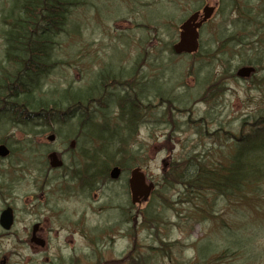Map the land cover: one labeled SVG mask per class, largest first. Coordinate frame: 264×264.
Instances as JSON below:
<instances>
[{
    "label": "rangeland",
    "instance_id": "obj_1",
    "mask_svg": "<svg viewBox=\"0 0 264 264\" xmlns=\"http://www.w3.org/2000/svg\"><path fill=\"white\" fill-rule=\"evenodd\" d=\"M85 1L87 4L71 9L70 20L77 26L72 35L57 39L54 54L64 64L53 70L49 77H42L37 88L43 92L42 98L54 101L59 99V91L70 84L76 91L84 92L100 79L116 85V80L123 75L130 89L141 90L140 96L145 99L136 102L134 107L136 116L130 125L131 135L126 139L125 157L129 161L125 167L130 168L126 172L140 167L147 180L155 183L156 189L149 201L133 205L128 188L124 193L118 186L108 185L80 194L79 188L65 178L55 184L56 187L62 184L56 194L58 201L54 203L51 199L49 204H57L63 211L64 222L77 216L95 228L110 229L104 259H94L95 264H264V182L259 184L255 193H247L245 199H239L209 189H198L197 184L191 189L183 182L184 178L180 179L187 162L190 163L186 166V176L189 177L196 172L193 171L196 162L225 160L232 153L233 139L230 137L238 134L242 119L249 116L251 122V116H256L261 106L264 110V69L250 78H237L238 71L248 64L243 63L244 57L235 54L238 52L236 47L231 53L235 58L230 57L229 64H221L220 56H207L224 41V38L218 40L223 30L228 28L229 33L235 30L229 26L234 15L231 8L222 0ZM206 5L216 6L217 11L201 30V57L194 58L197 54L175 56L172 46L178 41L180 25ZM251 7L252 16L260 15L262 20V24H252L251 31L257 34L253 40L261 36L264 41V0H251ZM229 12L231 18L227 17ZM5 44L0 33V63L5 60ZM199 60L205 71L214 73V80L219 77L216 86L215 83L203 85L200 82L202 77L196 75L201 68ZM134 66L132 80L125 78L124 72H131ZM221 73L224 78H220ZM108 91L116 96L120 92L125 95L124 87H109ZM156 91L164 94L154 93ZM181 95L185 105L170 100ZM110 109L115 116L113 123H117L118 108L112 106ZM81 123L83 119H73L66 126L57 128L60 136L57 144L61 148H55L57 152L70 149L71 140L65 141L76 136ZM37 128V131L27 129L24 134L13 131L5 120L0 123L3 130L0 138L5 139V135L11 134L12 140L33 138L36 141L25 147L31 151L27 156L34 169L28 182H37V187L34 183V186L22 187L19 193L15 192L19 198V202H16L18 198L14 201L19 208L18 235L27 224L23 214L25 197L43 192L42 189L38 191L43 176L35 167L43 169L44 161L38 165L40 157L33 151L46 148L47 145L40 143H49L47 137L51 132ZM94 138L96 143L103 141L97 135ZM118 138L109 136L108 143H117ZM11 145L16 151L20 150L16 143ZM112 148L116 154L113 160H120L122 154H118V144H113ZM108 151L111 153V148ZM80 158L81 155L76 156V162L79 163ZM62 160L66 164L73 162L66 157ZM122 162L125 163L126 159ZM105 166L101 167L102 171ZM52 177L50 174L48 179ZM129 177L130 174H126L127 180ZM66 181L70 190L65 189ZM46 191L45 197L49 198L50 188ZM118 194L119 219L112 204V197ZM3 202L0 197V204ZM154 215L156 220H153ZM115 222H119L118 227ZM41 259L28 243L0 231V264H43Z\"/></svg>",
    "mask_w": 264,
    "mask_h": 264
},
{
    "label": "trees",
    "instance_id": "obj_2",
    "mask_svg": "<svg viewBox=\"0 0 264 264\" xmlns=\"http://www.w3.org/2000/svg\"><path fill=\"white\" fill-rule=\"evenodd\" d=\"M81 1V2H80ZM4 0L0 1V33L5 39V60L0 63V113L6 108L13 110L18 116L22 110L25 115H32V112L46 113L51 109L60 110L63 118L71 117L77 108L86 110L91 103H97L105 106L104 102H108L111 93L104 91L110 82L97 80L94 86L88 88L87 96L82 91L73 92L72 86L68 85L67 89L61 93L63 101H50L37 99L34 94V79L49 72L57 61H50V54L56 49L58 42L55 41L56 34L64 33L66 39L72 35L77 26L71 22V9L87 4L85 0ZM231 8L234 15L228 13L227 17L231 18L230 27L235 28L229 33L223 30L218 36V40L224 41L221 45L216 46L217 49L209 51L207 56L212 58H220L221 64H229L232 49L237 48L236 55L244 57L243 63L248 65H257L264 69V41L262 37L253 39L257 34L253 33L252 24H262L261 16H252L253 8L251 0H222ZM228 26V27H229ZM248 27V29H247ZM251 28V29H250ZM75 32L74 34H77ZM261 48V49H260ZM214 51V52H213ZM201 52L197 57H201ZM255 56L254 59L252 57ZM192 57V56H191ZM223 57V58H222ZM235 58V57H234ZM61 62H58L60 64ZM200 67L197 70V76L203 77L201 80L204 84L215 83L217 85L219 77L214 80V73L204 70L203 64L199 60ZM64 64V61L62 62ZM230 66H228L229 68ZM195 64L193 71H195ZM135 66L130 71H125V78L132 80L135 72ZM110 76V75H108ZM220 78H224L221 73ZM117 79L116 75H113ZM121 77V78H120ZM124 76L120 75L116 80V85L125 88V96L119 98L120 110L119 119L125 121L123 125L117 128L116 137L118 144V154L125 152L127 149V136L131 135L133 122L134 107L136 102L139 103L145 98H141V90L135 91L130 89L129 83H125ZM264 79V76H263ZM221 81H223L221 79ZM149 83V82H148ZM31 87V90H30ZM20 91L25 96L18 97L16 94ZM78 92V93H77ZM154 93L164 94V92L156 91ZM13 95L15 98L13 99ZM176 99H170L173 102H179L185 105L184 96H176ZM164 98V97H161ZM174 98V97H172ZM164 104L170 105L166 100ZM171 107V106H170ZM30 108V109H29ZM107 108V106H105ZM109 109V108H107ZM257 115L249 116L242 119L238 134H233L230 155L225 157L223 161H211L206 159L202 162H196V168L186 176L185 172L180 175V179L184 178L191 189H209L220 192L227 197H238L244 199L251 193H255L260 183L264 182V110L261 106ZM112 134V133H111ZM219 139L218 136H216ZM223 154V152H221ZM127 162L129 161L126 158ZM174 173L172 169L171 174ZM204 191V190H203ZM233 191V194L232 192ZM250 197V196H249ZM249 199V198H248ZM153 220L157 217L152 216Z\"/></svg>",
    "mask_w": 264,
    "mask_h": 264
},
{
    "label": "flooded vegetation",
    "instance_id": "obj_3",
    "mask_svg": "<svg viewBox=\"0 0 264 264\" xmlns=\"http://www.w3.org/2000/svg\"><path fill=\"white\" fill-rule=\"evenodd\" d=\"M41 127L43 128V132H51L47 140L50 136H54L55 139L53 141L48 140L49 143H40V145H47L44 150L40 151L36 149L33 151L34 155L38 153L40 157L39 161H37L38 165L42 164V160L44 161V164H42L43 169L39 166L35 167L37 171H41L40 175L43 176V183L40 184L42 187H38V191L42 189L43 192L39 195H28L25 197L23 214L25 223L27 224L20 235L16 231L19 223V208L17 207V203H14L15 198H18L15 192L19 193L22 187L34 186L35 181L32 184L28 182V177H30L31 172H34V169L31 168L32 165L27 156V153L30 155L31 151L25 145H33L36 141L33 138L15 140L17 148L21 150L16 151L11 145V134L5 136L6 140L0 138V145L6 146L9 150L8 157L0 158V175H3L0 177V182H2L0 183V197L4 200L0 204V231L3 235H8L11 238L14 237L15 240L28 243L31 250L39 258H42L43 264H90V262L95 264L93 263L94 259H104L106 236L109 234L110 229L95 228L83 219H78L77 216L64 222L63 211L58 209L57 204L54 206L49 204L51 199H53L54 203L59 199L56 194L60 192L62 184L57 185V187L55 184L66 178L75 187L79 188L80 194L95 191L99 187H108V185L118 186L121 192L126 193L127 188H129V179L127 180L125 169L122 167L120 178L113 181L108 179L110 169L108 172L102 173L99 167L97 171L100 172H95L94 162L89 157L90 154L84 146L93 147L96 142L80 140L84 136L82 133L88 131L84 126H80V135L70 142V149L61 152L55 150V148H60L57 144L60 140L57 128ZM15 129L19 133L26 134L27 129L31 128L19 126L15 127ZM35 129L38 128L36 127ZM13 137L15 136L13 135ZM69 141L66 140L65 142L68 143ZM52 153H56L61 159L66 157L69 161L73 162L66 164L65 161L61 167L54 168L49 160V156ZM79 155H81V158L78 163L76 162V156ZM13 159L14 162L12 161ZM107 160L108 158H103V161ZM50 174L53 177L48 179ZM68 181H66V190L71 189ZM35 187H37V182L35 183ZM47 188H50L49 198L48 196L45 197L47 195ZM87 197H89V193ZM116 200L120 201L119 194L117 197H112V201H114L112 204L117 212L116 218L119 219V210L121 208L116 206ZM31 201H34V203H31ZM16 202H19V198ZM7 210H11L10 213L13 217V225L9 230H5L1 225V217ZM115 223L118 227L119 222ZM56 224L59 226L57 227ZM64 231L65 237H63Z\"/></svg>",
    "mask_w": 264,
    "mask_h": 264
},
{
    "label": "bare ground",
    "instance_id": "obj_4",
    "mask_svg": "<svg viewBox=\"0 0 264 264\" xmlns=\"http://www.w3.org/2000/svg\"><path fill=\"white\" fill-rule=\"evenodd\" d=\"M64 39L65 35L64 33H58L56 34L55 41H57L58 38ZM55 50L51 52L49 58L51 62L57 61V64H55L52 69L49 72H45V74L41 75L40 77H35L34 79V89L33 92L37 96V99L42 98L43 92L40 88H37L39 85V82L42 77H49V75L52 73L53 70H55L59 65H63L62 62L57 59L56 55L54 54ZM57 59V60H56ZM58 62H61L58 64ZM72 86V84H70ZM68 87V86H67ZM67 89V88H66ZM73 92L75 93L76 90L72 87ZM31 90V87H30ZM65 90V89H64ZM63 90L59 91V99L58 101H63L61 93ZM55 94L58 93V91H54ZM18 97H24L25 93L23 91L19 90V93L16 94ZM15 98V95H13V99ZM57 100V99H56ZM54 100V101H56ZM30 109V108H29ZM135 115V110H134ZM83 119V123H81L79 126H84L86 130H88L91 134L99 135L103 138L108 136V131L110 128V121L113 119V113L111 110L105 108L104 106H101L99 104L91 103V106H88L86 110H80L79 108L76 109L75 113L71 115V117L63 118L62 113L60 110L51 109V112L46 113H36L32 112V115H25V112L22 110V112L19 113L18 116L15 115L13 110H9L8 114H5L3 117V120L7 121L9 124V127H13L16 131L15 127L19 126H26V127H41V126H48L50 128H58L59 126H66L67 123H69V120L73 119ZM40 121V122H39ZM85 149L89 152V154H94V149L90 146H84Z\"/></svg>",
    "mask_w": 264,
    "mask_h": 264
},
{
    "label": "water",
    "instance_id": "obj_5",
    "mask_svg": "<svg viewBox=\"0 0 264 264\" xmlns=\"http://www.w3.org/2000/svg\"><path fill=\"white\" fill-rule=\"evenodd\" d=\"M215 14V7L209 5L205 6L202 12L192 14L181 26L179 41L173 46V52L177 56L196 54L200 48V30ZM255 69L252 67H244L238 71V77L249 78ZM6 147H0V157L8 155ZM54 167L60 166L62 163L58 161L57 156H51ZM120 174L119 169L115 168L112 171V178L117 179ZM153 183L146 184V176L140 168L133 170L130 179V190L133 195V202L137 203L140 199L147 201L154 190ZM11 210H7L1 217V225L5 230H9L13 225V217Z\"/></svg>",
    "mask_w": 264,
    "mask_h": 264
}]
</instances>
